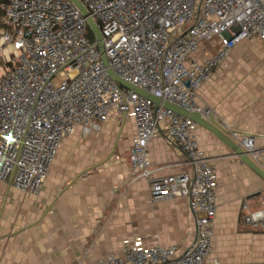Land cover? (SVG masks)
<instances>
[{"label":"built area","instance_id":"built-area-1","mask_svg":"<svg viewBox=\"0 0 264 264\" xmlns=\"http://www.w3.org/2000/svg\"><path fill=\"white\" fill-rule=\"evenodd\" d=\"M102 37L108 67L87 38L86 18L69 0H2L0 11V182L39 194L63 138L80 128L87 136L114 116L132 119L135 138L121 160L143 179L153 202L183 198L194 216L195 240L174 246L125 244L120 256L97 264H218L213 225L218 189L215 159L197 145L198 125L114 82H123L207 119L197 92L243 41H264V0H78ZM218 41L197 60L201 45ZM219 127L253 160L255 138L222 120ZM161 135L187 170L159 175L149 143ZM242 219L264 231V206Z\"/></svg>","mask_w":264,"mask_h":264},{"label":"crops","instance_id":"crops-1","mask_svg":"<svg viewBox=\"0 0 264 264\" xmlns=\"http://www.w3.org/2000/svg\"><path fill=\"white\" fill-rule=\"evenodd\" d=\"M218 41L201 45L194 58L212 53ZM197 103L241 135L255 138L257 165L264 170V41L238 44ZM84 136L77 128L62 139L48 177L32 196L0 182V264H97L120 256L125 244L174 246L195 240L194 216L185 199L153 202L143 179L121 160L135 138L132 119L114 116ZM197 145L215 159L218 185L213 225V258L218 264H264V231L242 217L264 206V182L202 127ZM153 166H172L159 175L185 172L183 158L161 135L148 146Z\"/></svg>","mask_w":264,"mask_h":264},{"label":"water","instance_id":"water-1","mask_svg":"<svg viewBox=\"0 0 264 264\" xmlns=\"http://www.w3.org/2000/svg\"><path fill=\"white\" fill-rule=\"evenodd\" d=\"M74 6L78 8V10L81 12L84 18H86V22L88 25V29L90 30L91 34L94 37V41L96 43L98 52L101 56L102 63L105 67H108L107 59L104 55L103 47H102V37L100 35L99 30L97 29L94 21L89 16L86 9L83 7V5L78 0H69ZM108 75L111 77V79L119 84L121 87L133 91L137 95L142 96L147 101L152 103L154 106H163L166 109H169L173 111L174 113L188 118L189 120L195 122L199 127H202L209 131L211 134H213L222 144H224L239 160L253 173L255 174L259 179H261L264 182V170L257 165L255 161H253L230 137L229 134L225 131H223L217 122L214 119V116L212 114L209 115L207 119L202 118V116L198 113H192L187 112L173 104H170L166 101H162L159 98L154 97L151 94H148L138 88H135L131 86L130 84H127L123 82L119 77H117L111 70H107Z\"/></svg>","mask_w":264,"mask_h":264},{"label":"trees","instance_id":"trees-1","mask_svg":"<svg viewBox=\"0 0 264 264\" xmlns=\"http://www.w3.org/2000/svg\"><path fill=\"white\" fill-rule=\"evenodd\" d=\"M0 3H2V0H0ZM2 16H3V14H2V12L0 11V27H2L3 25H2V22H1V18H2ZM90 35V33L88 32V34H87V36H89ZM92 36V35H91ZM90 41V40H89ZM91 41H93V38L91 37Z\"/></svg>","mask_w":264,"mask_h":264},{"label":"rangeland","instance_id":"rangeland-1","mask_svg":"<svg viewBox=\"0 0 264 264\" xmlns=\"http://www.w3.org/2000/svg\"><path fill=\"white\" fill-rule=\"evenodd\" d=\"M88 32L90 33V35L89 36H87V38L91 41V37L93 38V41H94V37H93V35L91 34V32H90V30L88 29ZM88 34V33H87ZM92 35V36H91ZM93 41H91V42H93ZM95 42V41H94Z\"/></svg>","mask_w":264,"mask_h":264}]
</instances>
